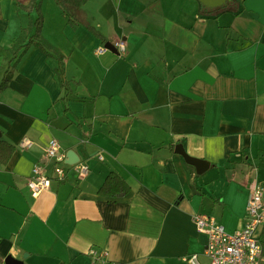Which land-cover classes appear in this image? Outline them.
I'll return each mask as SVG.
<instances>
[{
    "label": "crops",
    "instance_id": "0c3cea01",
    "mask_svg": "<svg viewBox=\"0 0 264 264\" xmlns=\"http://www.w3.org/2000/svg\"><path fill=\"white\" fill-rule=\"evenodd\" d=\"M39 11L73 93L59 100L56 61L34 45L0 91V139L13 146L0 162V264H89L90 248L111 264H208L193 216L239 230L250 184H264V0H73V26L56 0ZM36 17L31 0H0V80L5 50ZM119 41L122 52L95 53ZM51 139L88 173L64 164L56 180L48 163L49 186L32 196ZM109 172L125 195L97 193Z\"/></svg>",
    "mask_w": 264,
    "mask_h": 264
},
{
    "label": "built area",
    "instance_id": "2783aa9c",
    "mask_svg": "<svg viewBox=\"0 0 264 264\" xmlns=\"http://www.w3.org/2000/svg\"><path fill=\"white\" fill-rule=\"evenodd\" d=\"M114 47L122 52L124 43L116 42ZM107 51L109 50L105 45L95 49L96 54ZM21 144L30 147L31 141L24 138ZM43 158V163L33 165L27 179V186L32 196L38 195L49 186L50 178L46 174L48 163L51 164L56 180L65 177V152L61 150L56 140L48 141ZM75 167L80 177L87 175L88 166L85 162H78ZM193 221L197 231L206 237L203 254L208 259V264H259L263 257L258 230L264 224V184L258 185L255 182L250 184L246 217L244 225L239 230L226 231L225 227L211 215H195ZM87 254L90 259L89 264H111L107 261L105 250L90 248ZM184 260L188 264H201L196 254H189Z\"/></svg>",
    "mask_w": 264,
    "mask_h": 264
},
{
    "label": "trees",
    "instance_id": "16d2710c",
    "mask_svg": "<svg viewBox=\"0 0 264 264\" xmlns=\"http://www.w3.org/2000/svg\"><path fill=\"white\" fill-rule=\"evenodd\" d=\"M72 1L73 0H56V3L67 17L68 22L73 26L77 24V22L73 20L75 16L68 13L69 5ZM230 1L232 0H229V3ZM31 7L37 13V17L32 23L34 30L30 33V27L21 29L12 46L5 50L4 60L6 62V67L0 80V91L8 86L11 78L10 72H12V68L18 63V59L26 52L29 46L34 45L37 46L46 56H50L56 61L54 71L61 90L59 100L65 101L73 92L71 88V80H68L65 76L62 55L41 36L42 17L39 11V0H31ZM85 25L89 30L94 32L90 25ZM74 83L77 84L75 81ZM12 152L13 146L6 140L0 139V162L5 163ZM128 190V183L120 175L115 172H109L99 186L97 193L110 198H117L125 195ZM259 242L264 256V224L259 235Z\"/></svg>",
    "mask_w": 264,
    "mask_h": 264
},
{
    "label": "water",
    "instance_id": "95a60500",
    "mask_svg": "<svg viewBox=\"0 0 264 264\" xmlns=\"http://www.w3.org/2000/svg\"><path fill=\"white\" fill-rule=\"evenodd\" d=\"M199 1H201L203 5L208 7H219L224 5L228 0H199ZM105 46L108 48L109 51L116 53V48L114 47V45L110 43H106ZM175 152L181 155L186 163L194 166L197 172H200L206 165L203 160L188 156L181 145L175 146ZM78 162H79V158L77 157V155L73 151L68 150L65 154L64 163L68 165H74ZM4 262L5 264H19L11 257H7Z\"/></svg>",
    "mask_w": 264,
    "mask_h": 264
},
{
    "label": "rangeland",
    "instance_id": "374dc122",
    "mask_svg": "<svg viewBox=\"0 0 264 264\" xmlns=\"http://www.w3.org/2000/svg\"><path fill=\"white\" fill-rule=\"evenodd\" d=\"M5 68V67H4Z\"/></svg>",
    "mask_w": 264,
    "mask_h": 264
}]
</instances>
